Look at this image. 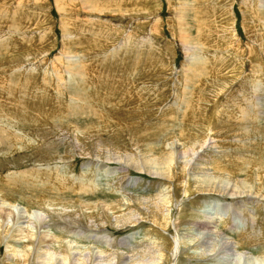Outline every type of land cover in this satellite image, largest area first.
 Segmentation results:
<instances>
[{"label": "rangeland", "instance_id": "374dc122", "mask_svg": "<svg viewBox=\"0 0 264 264\" xmlns=\"http://www.w3.org/2000/svg\"><path fill=\"white\" fill-rule=\"evenodd\" d=\"M104 96L109 100L100 101ZM242 103L252 112L244 107L242 115ZM263 111L264 0H0V230L7 235L0 264H13L4 255L22 251L19 240H27L26 222L14 219L20 210L46 213L39 232L53 250L91 245L138 256L151 249L144 257L162 256L161 264H221L193 254L192 223L208 211L218 235L247 253L241 264H264ZM195 140L204 143L194 157L200 154L209 176L228 173L247 183L244 194L216 183L186 195L185 183L139 168ZM154 196L170 201L153 211L167 215L166 226L135 202ZM131 211L140 212L132 223L116 214ZM35 238L38 246L40 234ZM37 250L33 260L50 258Z\"/></svg>", "mask_w": 264, "mask_h": 264}, {"label": "bare ground", "instance_id": "6f19581e", "mask_svg": "<svg viewBox=\"0 0 264 264\" xmlns=\"http://www.w3.org/2000/svg\"><path fill=\"white\" fill-rule=\"evenodd\" d=\"M18 12V11H17ZM15 15V14H14ZM16 17V16H15ZM12 19V18H11ZM182 19V18H181ZM15 22V21H14ZM183 26V25H182ZM11 27V26H10ZM9 27V28H10ZM14 30L17 27H20L18 25H14ZM11 29V28H10ZM18 30V29H16ZM13 31V30H12ZM182 31V30H181ZM184 32V31H182ZM186 32V31H185ZM13 33V32H11ZM185 37V36H184ZM190 50V49H189ZM141 57V56H140ZM202 57V56H201ZM211 57V56H210ZM121 58V57H120ZM110 60V59H109ZM108 60V61H109ZM128 60V59H127ZM67 61V60H66ZM69 61V60H68ZM71 62V61H70ZM140 63V62H139ZM68 64V62H67ZM75 64V63H74ZM235 65V64H234ZM72 66H75L72 64ZM236 66V65H235ZM78 67V66H77ZM72 68V67H71ZM104 68V67H103ZM112 69V68H111ZM72 70L76 71L75 68H72ZM102 71V70H101ZM106 71V70H105ZM99 72V71H98ZM104 72V71H102ZM195 72V71H194ZM77 72H75V75ZM74 74V72H73ZM83 74V73H82ZM80 73V75H82ZM85 74V73H84ZM97 74V73H96ZM100 74V73H99ZM199 74V73H198ZM86 75V74H85ZM112 75V74H111ZM114 75V74H113ZM118 75V74H117ZM73 76V75H72ZM109 77H111L108 74ZM107 76V77H108ZM115 76V75H114ZM74 77V76H73ZM77 77V76H76ZM83 77V75H82ZM81 77V78H82ZM80 78V77H79ZM80 78V79H81ZM20 79V78H19ZM18 79V80H19ZM83 79V78H82ZM94 79V78H93ZM98 79V77H97ZM108 79V78H107ZM114 79V78H113ZM232 79V78H231ZM88 80V79H87ZM117 80V78H116ZM77 81V80H76ZM114 81V80H113ZM119 81V80H118ZM107 82V81H106ZM217 82V81H216ZM50 83V82H49ZM76 83V82H75ZM111 83V82H110ZM118 83V82H117ZM71 84V83H70ZM96 84V83H95ZM103 84V83H102ZM219 84V83H218ZM20 85L19 82H17V87H14L13 90L17 92L18 86ZM47 85V84H46ZM76 85V84H75ZM87 85V84H86ZM121 85V84H120ZM253 85V82H252ZM256 85V84H255ZM254 85V86H255ZM96 86V85H95ZM126 86V85H124ZM123 86V87H124ZM223 86V85H222ZM221 85L220 87L223 88ZM97 87V86H96ZM95 87V88H96ZM116 87V85H115ZM32 88L31 86H22V92H30ZM73 88V87H72ZM83 88V87H82ZM88 88V87H87ZM86 88V89H87ZM112 88V87H111ZM119 90L120 87L118 86ZM186 88V87H185ZM74 89V88H73ZM92 89V88H91ZM184 89V88H183ZM214 89V88H213ZM39 90V89H38ZM98 90V89H97ZM41 91V90H40ZM62 91V90H61ZM101 91V90H100ZM183 91V90H182ZM223 91V89H222ZM221 91V92H222ZM82 92V91H81ZM119 92V91H118ZM221 94V93H220ZM13 95V94H12ZM80 99L81 101H84L86 98V95H80ZM104 95V94H103ZM217 95V94H216ZM227 95V93H226ZM16 95H13V97H15ZM36 96V95H35ZM20 97V96H19ZM111 97V96H110ZM154 97V96H153ZM184 97V96H183ZM207 97V96H206ZM30 98V96H29ZM32 98V97H31ZM97 98V97H96ZM249 98V97H248ZM247 98V100H248ZM39 101H46L47 98L44 97L43 95H40L36 98ZM121 99V98H119ZM123 99V98H122ZM237 99V98H236ZM107 100H109L108 97H100V101L102 102H106ZM212 100V99H211ZM229 100V99H228ZM250 100V99H249ZM256 100V98H255ZM29 101V100H28ZM34 101V100H33ZM38 101V102H39ZM184 101V100H183ZM11 102V101H10ZM13 102V101H12ZM11 102V103H12ZM20 102V101H19ZM71 102L70 101L69 104L67 106H71ZM192 102V101H191ZM247 102V101H246ZM251 102V101H250ZM249 102V103H250ZM253 102V100H252ZM256 102V101H255ZM26 102L22 101L20 102L19 106H23ZM112 103V102H111ZM207 103V102H206ZM247 103V105L249 104ZM183 104V103H182ZM233 104V103H232ZM251 104V103H250ZM32 105V104H31ZM39 105V104H38ZM37 105V106H38ZM75 106H77V103H74ZM114 105V104H113ZM239 105V104H238ZM241 105V104H240ZM255 105L257 107H260V105L256 102ZM11 106V105H10ZM66 106V107H67ZM222 106V105H221ZM224 106V105H223ZM78 107V106H77ZM249 111L252 112V109H250L252 106L248 105V107H246L245 103H242V105L240 106V108H243L242 111L240 112L242 115H246L248 112L244 111L245 108ZM6 108V107H5ZM31 108V107H30ZM33 108V107H32ZM36 108V107H35ZM191 108V107H190ZM223 108V107H222ZM13 109L19 110V107H14ZM225 109V108H224ZM23 110H26L25 108H23ZM129 110V109H128ZM220 110V109H219ZM36 112V110H34ZM64 111V110H63ZM66 111V110H65ZM122 111H124L123 109H119L120 114H123ZM231 111V110H230ZM230 111H228L230 113ZM233 111V109H232ZM238 111V110H237ZM5 112V109L3 111V113ZM219 112V111H218ZM264 112V111H263ZM59 113V112H58ZM67 113V111H66ZM128 113V112H127ZM171 113V112H170ZM169 113V114H170ZM223 113V112H222ZM26 114V113H25ZM31 114V113H30ZM37 114V113H36ZM35 114V115H36ZM190 114V113H189ZM218 114V113H217ZM220 114V113H219ZM231 114V113H230ZM240 114V115H241ZM64 115V114H63ZM128 115V114H127ZM171 115V114H170ZM224 115V114H222ZM233 115H235L233 113ZM232 115V116H233ZM4 116V115H3ZM32 116V115H31ZM38 116V115H37ZM61 116V115H59ZM69 116V115H68ZM191 116V115H190ZM194 116V115H193ZM34 117V116H33ZM40 117V116H39ZM50 117V116H49ZM53 117V116H52ZM169 117V116H168ZM172 117V115H171ZM223 117V116H222ZM227 117V116H226ZM237 117V116H234ZM22 119V117H20ZM30 117L28 116V119ZM69 118V117H67ZM220 118V117H219ZM225 118V117H224ZM45 119V118H44ZM72 119V118H71ZM187 119V118H186ZM229 119V118H228ZM234 119V118H233ZM232 119V120H233ZM236 119V118H235ZM239 119V118H238ZM48 120V119H47ZM51 120H53L51 118ZM165 120V119H164ZM173 120V118H172ZM227 120V119H226ZM229 120V121H232ZM162 121V120H161ZM187 121V120H186ZM33 122V121H32ZM236 122V121H234ZM239 122V121H238ZM29 123V122H28ZM31 123V122H30ZM34 123V122H33ZM43 123V122H42ZM42 123L40 124V126L42 125ZM168 123V122H167ZM233 123V121H232ZM237 123V122H236ZM45 124V123H44ZM43 124V125H44ZM32 125V124H31ZM35 125V124H34ZM56 125V124H55ZM165 125V124H164ZM163 125V126H164ZM24 126V125H23ZM47 126V125H46ZM51 126V125H50ZM34 127V126H33ZM39 127V125H38ZM108 127V126H107ZM162 127V126H161ZM160 127V128H161ZM56 128V127H55ZM59 128V127H58ZM194 128V127H193ZM42 129V128H41ZM47 130V129H46ZM45 130V131H46ZM61 130V129H60ZM38 131V130H37ZM49 131V130H48ZM55 131V130H54ZM155 131V130H154ZM35 132V131H34ZM63 132V131H62ZM38 133V132H37ZM40 133V131H39ZM43 133V132H42ZM49 133V132H48ZM46 134V133H45ZM148 134V133H147ZM146 134V135H147ZM27 135V134H26ZM43 137H46V135ZM128 138V137H127ZM42 139V138H41ZM45 139V138H44ZM48 139V138H47ZM146 139V137L144 138ZM139 140V139H138ZM182 140V139H181ZM212 140V139H211ZM210 140V142H211ZM209 141V140H208ZM135 142V141H134ZM205 142H207L205 140ZM136 143V142H135ZM147 144V143H146ZM204 143H199V140H195L194 142H190V144H178L175 145L174 148L172 149V151L170 152V154H168L166 156V158L162 159L161 161L158 162H152V161H144L141 165H139V168H142L144 170H146L147 172H152V170H154V174H156L157 176L159 175V177H163L165 179H169L172 180L174 178L175 183L179 184L181 183L183 185V183H185L183 190L185 192L186 195L189 194H193L194 193H198V192H205V191H213L215 190L216 187V183L218 184L219 188H222V190L224 191H228L231 189V191L233 193H242L244 194L247 190V183L245 182H241V180H232L231 176L228 175V173H225L223 175H215V176H209V174L207 173L208 170L206 168H202L201 166L203 165V163H199L198 160L200 159V154L197 155V158L195 159V155L197 154V151L195 150V146L199 145L202 146ZM209 145V143H207ZM123 146V145H122ZM136 146V145H135ZM168 146V145H167ZM208 147V146H207ZM210 150V149H209ZM209 152V151H208ZM207 152V153H208ZM214 152V151H213ZM217 153V152H216ZM219 153V152H218ZM217 153V154H218ZM115 154V153H114ZM150 154V153H149ZM52 156V155H51ZM116 157V156H115ZM118 157V156H117ZM97 158V157H96ZM123 157H121L122 159ZM125 158V157H124ZM217 158V157H216ZM147 159V158H146ZM159 159V158H158ZM240 159V158H239ZM101 160V159H100ZM149 160V159H148ZM228 160V159H226ZM226 160L222 161V163L224 164V162H226ZM232 160V159H231ZM251 160V159H250ZM249 160V161H250ZM102 161V160H101ZM243 161V160H242ZM255 161V160H253ZM214 162V161H213ZM216 165L214 164L215 168H217L218 166L220 167L221 164L217 163V160L215 161ZM231 162V161H230ZM98 163V162H97ZM126 163V162H125ZM140 164V163H139ZM222 164V165H223ZM229 164V161H228ZM226 162V165H228ZM243 164V163H242ZM101 165V164H100ZM257 165V164H256ZM262 165L261 161L260 164L258 166V168H260V166ZM99 167V166H98ZM207 167V166H206ZM263 167V166H262ZM201 168V170L199 169ZM224 168H226V166L224 165ZM225 170V169H223ZM238 170H241L238 168ZM262 170V169H261ZM105 171V170H104ZM176 171H178V173H176ZM253 172V171H252ZM258 172V171H257ZM185 173L187 174V176L185 175ZM255 173V172H254ZM112 174V173H111ZM259 173L256 174V176H258ZM186 177V178H182L180 176ZM225 175V176H224ZM228 176V177H226ZM255 177V176H254ZM136 179V178H135ZM139 179V178H138ZM134 180V179H133ZM131 181V180H130ZM219 183H218V182ZM259 183V182H258ZM251 186V185H250ZM84 187V186H83ZM252 188V187H251ZM87 190V189H86ZM217 190V189H216ZM221 190V191H222ZM258 190V189H257ZM88 191V190H87ZM86 192V191H85ZM192 192V193H191ZM206 194V193H205ZM256 198H260L258 197V195L255 196ZM254 197V198H255ZM253 198V199H254ZM247 199V198H246ZM251 198H249L250 200ZM240 201V200H239ZM248 201V200H247ZM257 201V200H256ZM262 201V199H261ZM263 201H264V197H263ZM136 203L139 204H143L145 210L147 211V215H149L152 219V221L162 225V226H166V222L168 220L167 215H163L162 218H157L156 215L153 214L154 210L156 209V206L159 207V205H156L157 202L159 203H163L165 204V208H167V204L170 203L169 200H166L165 198H161L160 196H154L151 199H146L143 200V198H141V201H135ZM1 203V202H0ZM154 203V205H153ZM239 203V202H238ZM245 203V202H244ZM259 203V202H258ZM264 203V202H263ZM5 204V203H4ZM236 204V203H235ZM28 205V204H27ZM239 205H241V203H239ZM10 207V206H9ZM7 208V207H6ZM0 209L1 210H5V207L3 204L0 205ZM27 209V208H26ZM1 210H0V217H2L1 215ZM8 210V209H7ZM12 212V209H9ZM14 210V209H13ZM129 210V209H128ZM132 210V209H131ZM214 210V209H213ZM51 211V210H50ZM57 211V210H56ZM111 211V210H110ZM161 211V210H160ZM167 211V210H166ZM211 211V210H210ZM216 211V210H215ZM15 212V210L13 211ZM17 212V211H16ZM15 212V213H16ZM112 212V211H111ZM119 212V211H118ZM116 213L117 216H119L120 221L122 223L126 222L128 223H132L135 222L136 219L134 218L136 216V212L131 211L130 213L126 214V213ZM225 216L229 213L227 212V208H225ZM10 213V212H9ZM9 213H7L6 215V220L9 217ZM209 213L208 211L204 212L203 214L205 215V219H200L198 218L195 222H193L192 224L194 225L195 229L193 228V232H194V241L197 243V249L194 250L193 254L196 256H198V259H202L203 258H212L214 257L215 259H220L221 264H241V261L244 259L245 257L249 259V257L246 255L247 253L244 252H239V250L235 249V245L232 243V241H230L228 239V237H225L221 234V236L218 235L217 230L216 229V225H212L213 223H215V221H213L214 217L212 215L207 216ZM211 213V212H210ZM219 213V212H218ZM221 213V212H220ZM235 213V212H234ZM220 215V214H219ZM236 215V214H234ZM15 216V215H13ZM69 216V215H68ZM99 216V215H98ZM224 216V217H225ZM140 217V216H139ZM12 218V217H11ZM47 215L45 212L43 211H33V212H29V210H20L17 214H16V218L14 217L16 223L18 222V224H21L26 222V226L20 225V228H24L26 227V231H27V240L20 238L22 237V235L19 237L21 240L23 239V241L19 240V242L22 244L23 250L22 251H17L15 249H12L11 246V250L7 252V254L4 255L3 260H14L13 264H161V260H162V256L158 257L161 258L160 260H156L153 259V257L148 258V257H144V253L147 252H152V250H145L143 249V255L139 254L138 256H135L133 254H128V251L125 250H120V251H107L106 249H95L94 246H77V245H71V246H64L65 244H63L62 246L60 245V250H58L57 248H55L53 250L54 247H52L51 245V241L46 239L45 236L47 235V232H39V229L41 227H43L44 222L46 221ZM238 218V217H236ZM2 219V218H1ZM0 219V220H1ZM3 220V219H2ZM5 220V219H4ZM4 220L2 221L4 223ZM9 220V219H8ZM11 221V220H10ZM9 221V222H10ZM13 221V222H15ZM236 221V220H235ZM6 222V221H5ZM164 222V223H163ZM2 223V224H3ZM15 223V224H16ZM175 224V223H174ZM9 225V224H8ZM46 226V225H45ZM1 227V224H0ZM5 229V228H4ZM161 229V228H160ZM23 230V229H22ZM21 232V230H20ZM4 233V234H3ZM3 234V235H2ZM5 231L0 230V243L5 239ZM26 234V233H24ZM40 234V241L38 243V246L35 243V237ZM90 234V233H89ZM91 235V234H90ZM89 235V236H90ZM25 236V235H24ZM48 236V235H47ZM46 236V237H47ZM94 236V235H93ZM92 236V237H93ZM33 237V238H32ZM25 238V237H24ZM126 238V237H125ZM124 238L125 244H128V248H132L131 243L129 244L128 240H126ZM230 238V237H229ZM242 238V237H241ZM63 240V239H62ZM97 240V239H95ZM122 241V240H121ZM54 242V241H53ZM52 242V243H53ZM56 242V241H55ZM237 243V242H236ZM235 243V244H236ZM124 244V243H123ZM126 244V245H127ZM133 244V243H132ZM145 247L154 245L155 243H152V241L150 242H146L144 243ZM148 244V245H147ZM59 245V244H58ZM143 245V243L141 244ZM178 245V244H177ZM112 246V245H111ZM110 246V247H111ZM59 247V246H58ZM144 247V248H145ZM158 247V246H156ZM204 247V249H203ZM8 248V247H7ZM35 248L38 249L37 252L41 249H46L48 256L50 257L49 259L45 260H40V261H35L31 258L32 256V252H36ZM122 248V247H121ZM153 248V247H152ZM141 249V251H142ZM114 250V249H113ZM159 250H162L161 247L159 246L158 249L156 250V254L158 255V253L160 252ZM140 251V252H141ZM154 251V250H153ZM134 252V251H133ZM180 250L176 249L175 255H179L178 253H180ZM46 254V253H45ZM55 254H59L60 257L58 258V260H56V262H52L53 258L56 257L54 256ZM137 254V253H136ZM160 254V253H159ZM58 255V256H59ZM153 255V253H152ZM147 256V255H146ZM164 256V254H163ZM44 257V256H43ZM167 257V256H166ZM57 258V257H56ZM247 259V261H248ZM253 259V258H252ZM174 260V259H173ZM255 260V259H254ZM177 261V260H176ZM246 261L245 264H248ZM258 264H260V259L258 258ZM264 261V259H263ZM249 262V261H248ZM253 262V261H252ZM175 263V262H174ZM220 263V262H219ZM182 264V263H181Z\"/></svg>", "mask_w": 264, "mask_h": 264}]
</instances>
